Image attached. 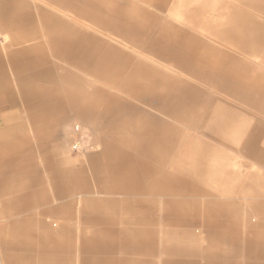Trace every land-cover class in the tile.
Instances as JSON below:
<instances>
[{"label": "crops", "instance_id": "1", "mask_svg": "<svg viewBox=\"0 0 264 264\" xmlns=\"http://www.w3.org/2000/svg\"><path fill=\"white\" fill-rule=\"evenodd\" d=\"M179 1L42 0V64L34 58L23 64L9 57L8 51L10 64H5L0 56V123H6L5 127L17 115L18 99L23 112L44 118L45 127L68 111L95 115L98 126L107 122L109 139H102L103 161L90 165L96 182L93 187L85 175L76 180L74 172L66 186L61 179L64 173L43 166L49 182V189L42 182L43 213H56V225L62 230L82 223L101 232L102 240L91 247L83 245L90 257H80L78 264H264V221H247L242 227L235 217L236 199L252 197L243 186L236 195L225 190L228 198L222 200L214 189H205L165 168L179 156L188 159L181 149L199 145L200 175L209 172L210 159L239 156L244 160L236 169L221 164L219 179L239 174L249 164L264 170V0H243L248 11H238L231 18L233 32L218 30L220 15L202 17L204 4L195 2L183 5L184 22H175L171 15L181 6ZM141 55L165 69L149 65ZM249 56L260 59L250 62ZM48 64H75L92 81L100 80L116 92L94 84L70 89L66 72L61 74L65 79L60 81V89L54 83L30 86V78L51 79ZM40 66L45 71H36ZM120 92L129 98L118 96ZM82 98L106 102L82 107L73 103ZM137 112L141 120L135 119ZM247 125L243 140L234 146L227 132ZM125 127L135 129L136 137L126 134ZM62 145L58 142L55 147L56 162L70 166V155ZM127 146L137 153L127 152ZM36 150L40 160L31 172L38 184L42 139ZM6 155L10 157L4 160ZM0 158L9 164L0 169V191H7L10 181H20L26 174V162L14 146L1 152ZM260 174L264 179V171ZM48 192L55 202L49 201ZM256 195L261 200L253 201L250 210H260L264 220V194ZM106 207L121 215L114 219L98 215ZM215 208L220 210L218 219L208 213ZM2 223L0 219V226ZM201 238L217 241L218 251L186 249L187 243ZM223 243L232 249L226 250ZM5 247L8 249L7 242L0 240L1 264ZM62 256L58 254L54 260L61 262Z\"/></svg>", "mask_w": 264, "mask_h": 264}, {"label": "rangeland", "instance_id": "2", "mask_svg": "<svg viewBox=\"0 0 264 264\" xmlns=\"http://www.w3.org/2000/svg\"><path fill=\"white\" fill-rule=\"evenodd\" d=\"M179 2H182L181 6L177 8L175 10L176 12L174 11L172 15L170 14L171 19H174L175 22H184L183 5L195 2L197 5L204 4L203 11L200 13L202 17L207 16L206 18H208V16L219 14V22L217 23L218 30L226 29L230 32H233L234 29L231 18L238 11H248L247 7L243 4V0H180ZM40 8H42V0H0V56L2 60L5 61V64H10L7 60V54L12 59L18 60L23 64H28L31 58L38 60V64H42V13ZM202 32L206 33L205 31ZM111 41L113 44L120 46L124 51L133 55L137 54L131 47L125 46L119 41ZM2 45H5V50L2 48ZM5 51H8V53L6 54ZM140 59L151 66L165 69L160 64L153 62L149 56L146 57L141 55ZM259 59V56H249L250 62H258ZM44 69V66H40L36 71H45ZM48 71L51 77L50 80L30 78L29 85H37L38 88L49 86L51 83H54L58 88L60 86V81L65 79L62 78L61 74L66 72L68 78L65 83L70 89H85L94 84V86L96 85L110 92H116L114 89L108 88L100 80L92 81L91 77L75 64H48ZM167 71L174 75L177 73L179 77L183 75L182 72H176V70L167 69ZM187 77L190 81H195L193 78ZM60 88L61 87H59V89ZM0 95L3 96V93ZM118 96L129 98L126 93L122 92L118 93ZM131 101L135 102L139 107L151 111L150 108H147L136 100L134 101L131 99ZM70 102L72 103V101ZM97 102L102 104L106 102V100L101 98ZM97 102H94L90 98H82L75 100V102L73 101V103L81 107L84 106V104L91 106ZM17 103V115L8 120V127H5L6 123H0V153L5 152L9 147L10 149H12V146L16 147V153L20 154L22 156L21 160L26 162L24 165L27 171L20 181H10L8 187L5 188L7 191H0V219L4 222L0 226V240L8 244V249L5 247L6 253L5 257H3L2 264H11L10 261L12 260L13 264H78V259H80V257H90V254L83 250V245L91 247L93 243L102 240V237H100L101 232L95 231L93 225L88 228L87 225H83L82 223H77L74 225L75 227L68 226L65 230H62L58 224L56 225V213H51L50 215L43 213L44 205H42V198L45 194L42 192V182H44L49 189V182L47 181L43 166L48 164V167H51L56 173H64L61 179L66 186L70 185L69 175L71 172H74L76 180H81L82 176L85 175L89 180L90 186L93 187L96 182H94L95 180L91 174L90 165L94 162L100 163L103 161L102 153L104 145L102 139H109L108 131L105 130L107 122L104 120L103 126H98L95 123L97 116H82L68 111L66 114L62 115L58 121L54 119V122V120L51 119V121H49L51 126L45 127L44 118H37V115H34L35 117L30 116L29 112L27 113L25 110L23 112L21 109L22 106L20 105L22 104L21 101L19 102V99ZM136 115L135 119L140 118L141 120L138 112ZM250 119L249 122L251 121ZM248 126L249 125H247V127H236L235 130L227 132L226 135L231 139L234 146L241 143L245 136V130H248ZM122 130L126 131V134L133 138L136 137L135 129H127L125 127V129ZM74 138L80 140V148L78 151H73L70 148L71 141ZM41 139L42 175L40 174L39 178L41 180L38 178V184H36L37 176L31 172V170L34 164H37L40 160L36 146ZM58 142L66 147L72 165L63 166L57 164L55 147ZM182 150L183 153L187 155L188 159H184L182 153L181 155L183 156L174 159L171 166L170 164L165 166L167 170L175 173L177 177L190 178V180L205 189H214L222 200L228 198L225 196L227 194L223 193L225 190L229 189L231 195H236L237 188L243 186L245 188V193L252 195V197H245L244 199L238 197V199H236L235 207L237 211L235 212V217L240 221L242 227L245 226L247 221L253 224L256 220L260 222L264 221L263 218H261L260 210H253L252 212L250 210L253 201L261 200L256 194H264V179L260 174L261 171H264L262 168L256 164H249L247 167H241L239 174L230 175L222 180L219 179L220 175L218 176L219 168L224 165L236 169L237 164L243 162L244 158L239 156L234 160L210 159L208 161L210 166L209 172L205 175H200L197 173L199 167L197 158L200 153V146L196 145V147L191 150L185 148L181 149V151ZM225 151L229 155L228 150ZM127 152L136 154L137 150L134 147L127 146ZM8 157L10 156H4V160ZM1 159L2 158H0V160ZM3 163L4 164H0V169L5 170L7 169L6 166L9 164H5L6 162ZM176 168L178 169L177 171ZM92 192L91 194L93 196L95 193ZM48 193H50L48 195V197H50L49 201L52 203L55 202L51 199V192ZM67 200L68 199L65 201ZM103 211L104 212L98 215L106 216L111 219H114L117 215H121V213L114 212L111 208L107 207L106 209L104 208ZM90 212L93 213L92 211ZM208 213H213L212 215H214L213 217L216 219H218V217L220 218V210L218 208L212 211L210 210ZM204 216L210 217L207 216V214H204ZM117 226L121 229L123 228L120 224H117ZM231 230L234 231L232 226ZM93 235L96 239H93ZM113 240L118 241V239ZM177 241H179V239H177ZM84 242L85 244H83ZM186 245L187 248H185L190 251H195L196 253H209L215 250L218 251L220 244L214 239L209 242V239L201 238L200 240H196L195 243H187ZM222 245L226 250L232 249L229 243H223ZM58 254L63 255V261L58 262L54 260ZM118 254L120 255L121 253ZM118 254L116 253L115 255ZM7 258L9 260H7ZM240 260H243V257H241ZM210 261L213 262V258H210Z\"/></svg>", "mask_w": 264, "mask_h": 264}, {"label": "built area", "instance_id": "3", "mask_svg": "<svg viewBox=\"0 0 264 264\" xmlns=\"http://www.w3.org/2000/svg\"><path fill=\"white\" fill-rule=\"evenodd\" d=\"M70 148H71L73 151H78L79 148H80V140H79L78 138H74V139L71 141Z\"/></svg>", "mask_w": 264, "mask_h": 264}]
</instances>
